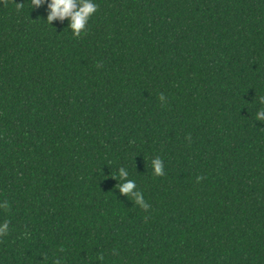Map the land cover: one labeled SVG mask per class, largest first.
<instances>
[{
    "label": "trees",
    "instance_id": "trees-1",
    "mask_svg": "<svg viewBox=\"0 0 264 264\" xmlns=\"http://www.w3.org/2000/svg\"><path fill=\"white\" fill-rule=\"evenodd\" d=\"M95 3L0 0V264H264V0Z\"/></svg>",
    "mask_w": 264,
    "mask_h": 264
},
{
    "label": "clouds",
    "instance_id": "clouds-1",
    "mask_svg": "<svg viewBox=\"0 0 264 264\" xmlns=\"http://www.w3.org/2000/svg\"><path fill=\"white\" fill-rule=\"evenodd\" d=\"M45 3L47 22L51 24L53 20L64 21L66 19L67 28L75 36H79L86 30L89 17L97 9L95 0H31V6L33 7H39ZM160 99L163 100L164 97L161 96ZM260 103L264 104V97H260ZM256 120L264 121V110L256 112ZM151 167L154 175H163V162L160 157L157 156L151 160ZM118 172L122 181L118 186L119 192L122 194H132L135 198V203L147 209L148 204L144 201L142 193L138 190L133 192V189L136 187L135 181L125 179L128 176V172L123 167L119 168ZM0 207H7L6 202L0 204ZM8 230V221L0 222V235L7 234Z\"/></svg>",
    "mask_w": 264,
    "mask_h": 264
}]
</instances>
